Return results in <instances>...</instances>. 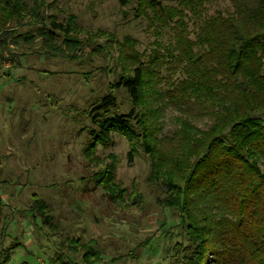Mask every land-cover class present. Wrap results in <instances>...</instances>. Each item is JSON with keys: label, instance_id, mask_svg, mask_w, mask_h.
I'll use <instances>...</instances> for the list:
<instances>
[{"label": "rangeland", "instance_id": "374dc122", "mask_svg": "<svg viewBox=\"0 0 264 264\" xmlns=\"http://www.w3.org/2000/svg\"><path fill=\"white\" fill-rule=\"evenodd\" d=\"M24 1L39 6L46 26L49 17L72 25L74 49L67 57L46 56L37 33L43 25L25 26L14 37L32 32L33 43L9 46L10 55L0 61L4 264H81L80 246L90 242L100 255L96 264H183L185 230L177 213L159 203L163 189L147 180L149 158L120 134L111 136V145L95 144L88 113L111 92L118 112L129 111L124 91L112 88L128 74L124 68L135 66L128 58L161 80L155 90H164L168 78H181L178 37L194 41L206 19L231 11L230 1L156 0L181 12L168 24L143 0L123 6L118 0ZM55 34L54 43L62 45L63 35ZM175 114L165 107L159 137ZM111 170L113 187L104 189Z\"/></svg>", "mask_w": 264, "mask_h": 264}, {"label": "trees", "instance_id": "16d2710c", "mask_svg": "<svg viewBox=\"0 0 264 264\" xmlns=\"http://www.w3.org/2000/svg\"><path fill=\"white\" fill-rule=\"evenodd\" d=\"M143 1L163 24L181 16L156 0ZM229 1L231 11L206 19L194 41L178 37L181 78H168L164 90H155L161 80L153 81V72L128 58L135 66L124 68L128 74L112 88L124 91L129 111L118 112L111 92L88 113L95 144L111 145V136L120 134L149 158L147 180L163 189L159 203L177 213L185 230L183 264H264V0ZM38 7L0 0V61L10 55L9 46L33 43L32 32L14 37L25 26L43 25L37 33L46 56L73 51L72 25L49 17L46 26ZM55 33L63 35L60 46ZM168 105L176 114L159 137V117ZM133 156L130 149L129 163ZM106 177L104 189L113 171ZM90 243L80 246L81 264L99 261ZM8 259L9 252L1 250L0 264Z\"/></svg>", "mask_w": 264, "mask_h": 264}]
</instances>
